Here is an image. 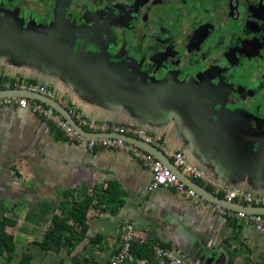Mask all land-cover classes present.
I'll return each instance as SVG.
<instances>
[{"label":"crops","instance_id":"obj_1","mask_svg":"<svg viewBox=\"0 0 264 264\" xmlns=\"http://www.w3.org/2000/svg\"><path fill=\"white\" fill-rule=\"evenodd\" d=\"M19 2L0 0V90L45 86L73 117L147 130L156 156L176 173L167 152H184L222 186L264 197L263 63L233 69L223 59L196 60L169 69L153 49L120 48L100 12L74 13L68 0H56L51 13ZM151 180L129 152L89 150L28 109L0 106V218L11 221L14 260L25 253L33 262L42 254L62 260L69 247L68 264H102L120 247L124 226L135 223L142 239L193 264H264V233L253 224L172 188L150 191ZM87 197L94 200L81 238L82 225L62 206ZM62 221L74 227L60 228V251L35 244Z\"/></svg>","mask_w":264,"mask_h":264},{"label":"flooded vegetation","instance_id":"obj_2","mask_svg":"<svg viewBox=\"0 0 264 264\" xmlns=\"http://www.w3.org/2000/svg\"><path fill=\"white\" fill-rule=\"evenodd\" d=\"M19 1V7L51 13L56 0ZM68 1L74 13L100 12L101 21L107 23L105 29L120 48L130 44L153 49L158 55L155 59L165 58L169 69L185 62L200 60L212 65L223 59L233 69L240 64L249 63L251 68L263 63L259 73L264 77V0H209L208 4L192 0L195 2L177 9L185 19L180 34L172 33L163 23H152L155 11L168 6L173 9L171 0H97L90 1V6L81 0ZM127 33L125 39L119 38Z\"/></svg>","mask_w":264,"mask_h":264},{"label":"built area","instance_id":"obj_3","mask_svg":"<svg viewBox=\"0 0 264 264\" xmlns=\"http://www.w3.org/2000/svg\"><path fill=\"white\" fill-rule=\"evenodd\" d=\"M14 88L25 89L40 94L47 99L54 100L55 98L54 92L45 86L15 85ZM5 90H7V88ZM0 106L18 107L25 110L28 109L41 119L52 124L55 129L62 132L69 141L86 145L89 150L102 148L131 153L135 159L140 161L142 165L150 171L152 175V180L149 185L150 191H156L162 188H172L178 193L186 195L194 200L196 203L207 202L203 196L182 181L178 173L153 153L121 138H136L146 144H155L154 138L145 129L110 123H97L85 119L77 113L76 115L74 114L76 117H73L72 115L80 127L89 133L98 135L97 137H86L76 131L53 107L39 100L21 96L3 97L0 98ZM105 134H117L120 138L107 137ZM167 156L174 160L175 167L184 176H187L194 182H201L206 187L210 186L212 189L211 192L222 199L251 207H264V197L253 195L242 189H231L220 185L201 168L191 164L184 152H167ZM215 207L222 215L228 218L236 217V219L243 223H251L255 226L258 232L264 233V215L236 212V210L233 211L222 208L219 205H215ZM139 234V228L135 223L126 224L121 235L120 247L117 252L109 258L107 264H193L189 260L180 256L177 250L163 246L154 239H142ZM136 245L148 247L150 249L149 256L137 257L134 252V247Z\"/></svg>","mask_w":264,"mask_h":264},{"label":"trees","instance_id":"obj_4","mask_svg":"<svg viewBox=\"0 0 264 264\" xmlns=\"http://www.w3.org/2000/svg\"><path fill=\"white\" fill-rule=\"evenodd\" d=\"M93 197H87L84 199V201L77 204V207L72 206L70 203H64L62 206L63 213L67 212L69 213L71 220H76V222H79L82 226L81 230V238H84L87 232V215L88 211L91 208L93 204ZM11 225V221L8 219H1L0 218V256L6 258L8 262H13L14 255H15V238L14 235L10 232H8V226ZM54 229L47 232L46 238L41 242H36L35 244L39 246L42 250L45 251H51L56 250L60 251L63 247L65 242L63 243L61 240L60 235V228L65 227L68 230H73V227L71 225H68L65 221H62L61 223L57 224ZM67 242V240H66ZM93 243L100 242V237L92 239ZM71 246H74L73 244ZM134 252L137 257H147L149 256L150 249L148 247L136 245L134 247ZM34 260V256L31 253H25L21 260L17 264H32ZM73 261L76 264H91L90 260H79L77 258H73Z\"/></svg>","mask_w":264,"mask_h":264},{"label":"water","instance_id":"obj_5","mask_svg":"<svg viewBox=\"0 0 264 264\" xmlns=\"http://www.w3.org/2000/svg\"><path fill=\"white\" fill-rule=\"evenodd\" d=\"M11 96H21V97H28L32 99L39 100L41 102H44L45 104L53 107L58 113H60L63 118L80 134L85 135L86 137H97L98 135L94 133H89L86 130H84L82 127L79 126L77 121L70 115V113L64 109L59 103H57L55 100L52 99H47L46 97L30 92L25 89H8V90H0V98L3 97H11ZM107 137H112V138H120L117 134H105ZM131 143H134L140 148L145 149L146 151L153 153L155 156L156 154L154 151L160 152L154 145L152 144H146L136 138H129V137H121ZM162 155L165 157V155L162 153ZM158 157V156H157ZM159 158V157H158ZM160 159V158H159ZM170 164L171 161L169 160ZM173 165V164H172ZM174 166V165H173ZM176 168V167H175ZM177 172L180 175H183L177 168ZM180 177V176H179ZM185 179L182 177L180 178L182 181H184L189 187H192L197 193H199L201 196H203L207 201L212 202L215 205H219L222 208L230 209L236 212H246L248 214H262L264 215V207L258 208V207H251V206H246L242 204H236V202H229L227 200L222 199L221 197L215 195L212 193L210 190L203 188L200 184L194 182L187 176H184Z\"/></svg>","mask_w":264,"mask_h":264},{"label":"rangeland","instance_id":"obj_6","mask_svg":"<svg viewBox=\"0 0 264 264\" xmlns=\"http://www.w3.org/2000/svg\"><path fill=\"white\" fill-rule=\"evenodd\" d=\"M90 1H94L97 2V0H81V2H83V4L85 5H89L90 6ZM100 0H98L99 2ZM206 4H208L209 0H204ZM190 2H195L192 0H171L170 4L171 7H164L162 9H160L159 11H155L153 19L154 21H152V23L154 24L155 21H157L158 23H163L169 30H171L172 33L175 34H180L179 32H182V28L185 25V19L184 17V13L180 12L179 10L177 11L178 7H185L188 6V4H190ZM86 7V6H85ZM85 9V8H84ZM190 10H188L187 12H189ZM193 12H191L192 14ZM188 13H186L187 16ZM14 230V229H12ZM20 246V245H19ZM18 246V247H19ZM90 248L92 249V247L90 246ZM88 248V249H90ZM70 248H65V250L63 251V256L62 260H58V258L56 259V256L54 254H42V255H38V258L33 262V264H64L67 262H69V259L66 257V251H69ZM37 255V254H36ZM21 257L17 256V258H15V260L13 262H8L6 260V258L4 257H0V264H17L18 260H20ZM83 261V260H82ZM109 261V259H105V260H101L102 264H107ZM93 262V261H92ZM96 264H100V259L98 262H95Z\"/></svg>","mask_w":264,"mask_h":264}]
</instances>
